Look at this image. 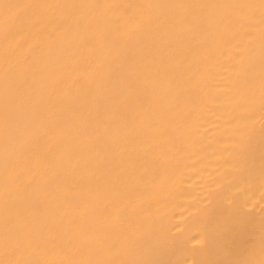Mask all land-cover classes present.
I'll use <instances>...</instances> for the list:
<instances>
[{
  "label": "bare ground",
  "instance_id": "1",
  "mask_svg": "<svg viewBox=\"0 0 264 264\" xmlns=\"http://www.w3.org/2000/svg\"><path fill=\"white\" fill-rule=\"evenodd\" d=\"M0 264H264V0H0Z\"/></svg>",
  "mask_w": 264,
  "mask_h": 264
}]
</instances>
